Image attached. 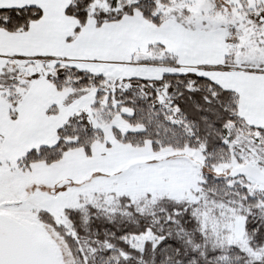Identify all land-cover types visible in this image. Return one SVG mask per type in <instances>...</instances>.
I'll use <instances>...</instances> for the list:
<instances>
[{
	"label": "snow or ice",
	"instance_id": "obj_1",
	"mask_svg": "<svg viewBox=\"0 0 264 264\" xmlns=\"http://www.w3.org/2000/svg\"><path fill=\"white\" fill-rule=\"evenodd\" d=\"M0 264H264V0H0Z\"/></svg>",
	"mask_w": 264,
	"mask_h": 264
}]
</instances>
